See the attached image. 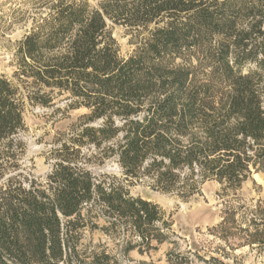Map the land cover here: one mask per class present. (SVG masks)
I'll list each match as a JSON object with an SVG mask.
<instances>
[{
  "label": "trees",
  "instance_id": "trees-1",
  "mask_svg": "<svg viewBox=\"0 0 264 264\" xmlns=\"http://www.w3.org/2000/svg\"><path fill=\"white\" fill-rule=\"evenodd\" d=\"M30 1L37 15L15 72L0 74V264H117L107 249L81 248L85 231L150 254L173 223L131 186L188 202L206 182L236 194L264 172V0ZM116 26L135 47L127 57ZM60 104L61 117L85 113L37 176L22 163L24 116ZM109 159L120 177L91 169ZM251 214L228 205L210 232L233 251L264 252V209Z\"/></svg>",
  "mask_w": 264,
  "mask_h": 264
},
{
  "label": "rangeland",
  "instance_id": "rangeland-1",
  "mask_svg": "<svg viewBox=\"0 0 264 264\" xmlns=\"http://www.w3.org/2000/svg\"><path fill=\"white\" fill-rule=\"evenodd\" d=\"M94 6V3H92ZM23 10V12L21 11ZM37 15L30 0H0V74L12 77L15 72L14 53L19 41L30 28L33 17ZM114 37L119 43L121 55L127 57L134 50L126 29L114 28ZM56 109L29 107L24 119L27 130L21 134L27 145L23 157V166L37 176L44 177L51 169L50 150L66 132L75 124L85 110L69 111L64 114V104ZM97 175L107 174L120 177L121 172L115 160L109 159L103 166H91ZM133 195L160 205L171 216L173 223L169 232V242L160 245L157 251L141 255L132 251L125 255L123 243L114 241L101 231H85L82 249H107L117 264H169L168 253L188 257V264H214L210 257L223 261L224 264H264V252L258 248L244 247L235 251L228 248L220 236L210 230L221 222L226 206L245 211L250 219L251 212L261 206L264 209V172L254 174L238 193L223 195L220 186L215 182L202 185L201 195L185 202L162 192H154L147 184L137 183L130 187ZM240 220V216L238 217ZM155 245V244H154ZM226 248L228 256L222 257Z\"/></svg>",
  "mask_w": 264,
  "mask_h": 264
},
{
  "label": "water",
  "instance_id": "water-1",
  "mask_svg": "<svg viewBox=\"0 0 264 264\" xmlns=\"http://www.w3.org/2000/svg\"><path fill=\"white\" fill-rule=\"evenodd\" d=\"M153 191H154V192H157V190H156V189H154Z\"/></svg>",
  "mask_w": 264,
  "mask_h": 264
}]
</instances>
